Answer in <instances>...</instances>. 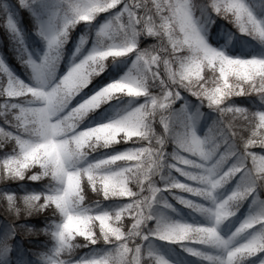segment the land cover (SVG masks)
Returning a JSON list of instances; mask_svg holds the SVG:
<instances>
[{
    "label": "snow or ice",
    "instance_id": "snow-or-ice-1",
    "mask_svg": "<svg viewBox=\"0 0 264 264\" xmlns=\"http://www.w3.org/2000/svg\"><path fill=\"white\" fill-rule=\"evenodd\" d=\"M209 2L213 11L231 18L241 33L264 41V20L257 18L245 0ZM109 10L115 13L99 31L112 42L92 50L59 81L46 88L11 77L0 83V97L5 101L0 102V120L6 125L0 127V186L7 187L13 180L49 178L45 191L0 193L6 219L18 218L21 211L59 217L50 233L56 246L45 257L46 264H143L145 257L153 256L154 264H169L163 256L143 250L142 242L149 236L225 248L223 257L187 249L219 264H237L264 250V210L239 224L232 236L248 229L253 232L232 246L231 238L222 237L216 227L234 213L232 205L257 185L264 187V155L250 150L252 145H264V108L231 99L255 97L264 104V57H233L210 46L194 22L189 0H72L70 16L46 37L48 50L41 63H29L39 74L57 59L56 49L66 39L69 26L89 22ZM8 23L15 27L11 20ZM145 35L152 37L151 43L139 48L137 40ZM129 53L135 56L137 75L110 80L91 97L68 106L90 77L103 70L107 58ZM183 93L196 98V111L203 105L217 114L204 138L193 128L196 111H187L184 104L179 109L182 130L170 131L171 106ZM119 94L148 99L116 119L77 127L87 111ZM170 135L176 145L172 153L165 147ZM112 144L130 146L76 166L98 146ZM229 158H233L231 163L225 165ZM165 166L192 183L173 178L156 186L153 177ZM236 176L237 186L216 201L214 190ZM173 188L213 200V207H205L177 197L186 206L208 213L214 223H158L155 231H145L157 192ZM86 191L94 193L96 200L115 197L126 202L111 211H96ZM125 217L131 218L130 223ZM15 234V225H0V264H22L12 240ZM97 244L108 247L93 252L89 246ZM81 248L89 252L77 254Z\"/></svg>",
    "mask_w": 264,
    "mask_h": 264
},
{
    "label": "trees",
    "instance_id": "trees-1",
    "mask_svg": "<svg viewBox=\"0 0 264 264\" xmlns=\"http://www.w3.org/2000/svg\"><path fill=\"white\" fill-rule=\"evenodd\" d=\"M7 1L13 9V12H15L17 15L18 28L25 36L30 48L33 49L34 46H38L42 49L45 46V41L44 39L36 37V35L34 34L36 25H34V18L31 17L30 12L26 8L20 6V4L16 0ZM252 1L253 8L255 9L256 13L260 16L262 20H264V0ZM204 13L209 16V14H207V10H205ZM98 21L93 23L82 22L71 31L70 35L72 40L82 38L85 41V46L82 48L83 54H85L92 45L101 46L112 42L110 37L102 36L99 32L95 33V31L98 29L97 25L98 23H100V21ZM9 36V33L5 30L0 20V54L8 65V67L13 72L20 75L23 79L30 81L31 78L27 65L25 63L26 56L23 50L20 48V45L17 46L14 42H12ZM213 38L214 42L217 45H224L228 53L233 56H240L242 58L251 56L264 57V45L260 41L254 38L246 37L233 31L231 28H229L228 25L224 26V22L222 21L216 22ZM151 40V36L145 35L139 37L137 40L138 47L144 48L146 44L151 43ZM127 57L129 58L128 60H126ZM127 57H116L106 63L103 75L98 78L100 87L106 85L110 80L116 79L120 74L126 72L127 70H130L132 55H129ZM135 71L138 74V69H136ZM0 83H6V79L1 73ZM150 91H152V89H150ZM146 99H148L147 96H117L102 103L100 105V108L90 114L88 118L92 119L93 123H95L96 120H101L104 118V116H120L126 113L127 111H130L132 108L138 106L139 104L143 103ZM232 100L238 104L264 108V104H261L260 101L257 100L255 97L251 99L247 97H240L238 99ZM0 102H5L3 97H0ZM171 107L174 113V118L170 120V131L174 134L175 132L182 130V114H180L179 112L180 107L174 108L173 105ZM203 108L204 111H207L208 113H213V111L208 109L206 106H203ZM0 127H6V125L3 124L2 120H0ZM156 128L157 130H159L160 128L158 123L156 124ZM173 139L174 135H170L168 137V142L165 145L168 153H172L176 148V145L172 142ZM129 146L130 145L127 144H120L117 150L122 151ZM250 150L256 151L259 154L264 155V145H252L250 146ZM92 157L93 151H90L88 156L85 157L84 160L77 161L76 166H82L86 161L94 160V158ZM170 158L171 157L169 156V159ZM2 159L3 153L2 151H0V162H2ZM249 164H251V160H249ZM173 173H177L180 175V173L177 171H173ZM183 178L185 179V177ZM48 179L49 178L45 177L43 178V181H30L26 179L23 181L13 180L9 183L7 187L0 186V193L17 191L20 193H31L45 191L48 189ZM172 179V168L165 166L161 168L160 172L155 174L152 182L156 186H160L171 182ZM225 187H228V184ZM170 191V189H162L161 191L157 192L153 203L151 204L149 209L150 216H153V221H151V219L147 220L146 224L144 225L145 231H155L158 223H171L174 222L176 219L178 220V218H184L183 216L181 217L179 214L175 213L174 210V207L183 203L177 200V194L172 196ZM256 191L264 199V187L257 185ZM185 193L191 196V200L196 201L204 205L205 207H211L214 203L213 200L206 199L200 196H194L191 193ZM89 194L93 198L92 202L95 205L94 210L96 211H111L123 204V202H121L120 200L104 199L103 197H100L99 200H96L94 193L86 191V195ZM145 194H147V192ZM169 201L172 202V204H170ZM183 205L184 215L188 218L187 220L210 224L211 219L213 217H211L208 213L197 210L193 207L186 206L185 204ZM164 210L165 212H167L166 215L163 214ZM58 220L59 217L53 216L51 213H32L29 215H24L23 211H21V214L18 218L9 220L6 219L4 215V210L2 207H0V225H4L7 228H11L12 225H15L16 234L12 236V240L14 242L15 249L19 255L22 264H46L45 257L52 254L53 249L56 246V241L50 233L54 227L53 221L58 222ZM127 220L130 223L131 218L128 217ZM29 229H31V231H29ZM154 239L157 240L158 238L154 236H149L147 239H145L142 242L143 250L151 251L152 253H154V255L160 256L161 252L159 250H156L149 246L150 240ZM182 243L175 244V246H177L178 251H180L183 256L185 255L190 259H193L194 263L199 264L198 261L202 260L204 262H207L208 264H216L215 260L210 261L208 259H205L204 257L194 255L191 252H187L186 246ZM184 243L196 245L198 247L204 246L208 248L207 253L216 257L217 254L221 251V248L199 244V242L195 240L186 241ZM89 247L93 250V252H98L101 250L102 247L107 248L108 246H102L100 244H97L91 245ZM88 252V248H81L78 250L77 254ZM143 264H154V256L145 257L143 260Z\"/></svg>",
    "mask_w": 264,
    "mask_h": 264
},
{
    "label": "rangeland",
    "instance_id": "rangeland-1",
    "mask_svg": "<svg viewBox=\"0 0 264 264\" xmlns=\"http://www.w3.org/2000/svg\"><path fill=\"white\" fill-rule=\"evenodd\" d=\"M20 6L23 8H26L30 14L31 17L34 18V25H36L34 34L36 37L44 39L45 46L41 49L38 46H34L33 49L30 48L28 41L26 40L25 36L22 34L20 29L18 28V19L15 12H13V9L11 8L9 2L7 0H0V20L5 28V30L9 33V37L17 46L20 45V48L23 50L26 60L25 63L27 65L29 75H30V81H27L23 79L20 75L13 72L4 59L2 58L0 54V64H2L4 67L0 68V73L4 76V78L7 79L9 77L13 79H18L20 81H23L25 84L34 85V86H42V87H49L50 85L54 84L55 82L59 81V79L67 73L69 68L73 66L75 63H78L81 59L84 58V56L88 55L92 50L99 48L100 46L92 45L90 49L83 54L82 48L85 46V41L82 38H78L77 40H72L71 38V31L76 28L80 23L84 21H80L75 23L74 25L69 26L67 30V36L66 39H64L63 43L59 46L58 49H56V52H58L57 59L53 62L51 66L44 67L40 69L39 74L37 73V70L32 67V64L29 63V61H33L36 64H40L42 61V58L44 57L45 52L48 50L47 45V39L46 37L51 35L53 32L58 31L59 28L64 24L65 19L70 16L69 12V5L72 2V0H24V3L21 4L20 0H16ZM245 3L250 7V9L254 12V14L257 16L258 19H261L260 16L256 13L255 9L253 8V1L252 0H245ZM189 6L192 11V16L194 19V22L197 24L201 35L204 37L205 41L212 47L216 48L217 50L223 51L226 55L233 56L226 50V47L224 45H217L214 42V29L217 21L224 22V26H229L233 31L244 35L246 37L254 38L258 41H260L264 45V41H261L258 38H255L251 35H248L246 33H241L238 29V27L233 23L232 19L225 16L220 15L219 13L212 10L211 4L209 0H189ZM207 10V14L204 13V11ZM115 10H109L108 12H101L97 14L93 20L89 22L84 23H93L97 22L98 20L100 23H98V29L95 31V33H100L99 29L107 23L112 16L114 15ZM209 17V18H208ZM12 21V24L15 27H11L9 25V21ZM262 20V19H261ZM98 21V22H99ZM223 25V24H220ZM104 36V35H102ZM129 55H132L131 59V68L130 70H127L126 72L120 74L116 79H120L126 75H137V72L135 71L138 69L134 65L135 56L132 53L127 54L126 56H120V57H127ZM233 57H240V56H233ZM116 57H109L104 61V67L106 63L114 59ZM242 58V57H241ZM129 58L127 57L126 60ZM103 70L99 71L98 73L93 74L90 77L89 82L80 89L79 92H77L69 101L68 106L72 105H78L80 102H82L85 98L91 97L99 88V80L98 78L103 75ZM114 79V80H116ZM84 91V92H83ZM82 92V93H81ZM117 96H127L124 94L115 95ZM142 97V96H140ZM111 98V99H112ZM240 97H233L231 99H238ZM248 98V97H247ZM254 98V97H252ZM110 99H107L105 101H108ZM105 101H101L98 106L94 109H90L86 112V114L80 118L77 127L79 129L88 128L100 123H104L113 119H116L120 116H104L101 120H96L95 123H93V120L88 118L90 114L97 111L100 108V105L104 103ZM196 98L192 97L189 93H183L182 96L177 99L173 106L174 108H179L181 104L185 105V108L189 112L196 111ZM216 118V113H208L207 111H204L203 105L199 107V110L196 111V117L194 118L193 122V128L198 136L201 138L205 137V134L209 128V125L211 122ZM120 144H112L108 147H102L98 146L95 150H93V157L94 159H100L104 156L111 155L115 152H119L118 146ZM233 158H229L228 161L225 162V165L228 163H231ZM175 172V169H172V176L173 178L181 181H185L188 183H192L190 181H186L181 175ZM239 177H233L232 179L228 180L225 184H223L221 187H218L216 190H214V197L216 201H219L223 199L225 196H227L238 184ZM228 184V187H225ZM172 196L177 194V197H186L191 199V196L183 192L179 189H170ZM257 187L254 189L252 193H250L247 197L243 198L242 200L238 201L233 207H235L234 213L222 220L218 225H216L218 232L220 235L224 238H231L229 246H232L236 243H239L240 241L248 238L252 232L253 229L245 230L244 232H241L237 234L236 236H232L235 229L239 226V224L244 221L249 215H253L257 212H260L264 210V199L257 193ZM113 200H120L121 202H126L123 198H108ZM181 202L180 199H177ZM170 204L172 202L169 201ZM182 203V202H181ZM117 206V205H116ZM214 206V203L211 207ZM115 207V206H114ZM113 207V208H114ZM210 207V206H209ZM114 210V209H113ZM175 213L179 214L181 217L184 218H178L174 222H182V223H191V224H205L200 222H195L191 220H187L188 218L184 215V205L180 204L174 207ZM163 214H167L165 210L163 211ZM128 217H125L127 219ZM130 218V217H129ZM151 221H153V216H151ZM214 223V218L211 219L210 224ZM258 230V229H257ZM186 241L182 242H170L163 239H157V240H150L149 246L151 248H154L156 250H159L161 252L160 256H163L165 259L169 261V264H197L194 263L193 259H190L187 256H183L180 251H178L177 246L175 244L182 243L186 246V249L189 247H194L199 250H203L204 252H208V248L204 246H196L192 244H186L184 243ZM189 252V251H187ZM210 252V251H209ZM226 255V249L221 248L220 253L217 254V257H223ZM216 264H219L218 260H215ZM264 261V250L258 251L255 254L247 255L246 257L240 259L237 261V264H261V262ZM199 264H208L207 262H204L202 260L198 261ZM212 264V263H209Z\"/></svg>",
    "mask_w": 264,
    "mask_h": 264
}]
</instances>
